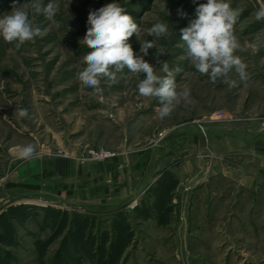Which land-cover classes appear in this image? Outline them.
Masks as SVG:
<instances>
[{"label": "rangeland", "instance_id": "374dc122", "mask_svg": "<svg viewBox=\"0 0 264 264\" xmlns=\"http://www.w3.org/2000/svg\"><path fill=\"white\" fill-rule=\"evenodd\" d=\"M33 2L0 0V15L19 6L41 28L19 48L0 38V210L20 208L0 220V264H264V20L255 18L264 0H229L239 13L233 31L240 47L234 54L246 64L247 79L233 69L215 81L195 69L180 37L195 16L193 0H119L140 28L129 38L134 51L155 39L145 59L161 75L167 62L177 90H190L164 118L159 98L139 94L143 73L125 67L114 79L102 77V93L78 77L89 51L79 42L89 12L112 0H51L56 7L51 19L36 12ZM48 2L39 0L42 7ZM156 22L167 23L168 32L149 35ZM20 108H27L28 116L20 117ZM162 130L167 134L156 142ZM225 140L227 154L216 152ZM165 141L188 151L175 166L188 163L205 175L210 166L228 164L231 177L240 179L237 172L258 182L240 192L237 181L219 174L193 199L161 194L165 209L154 212L147 197L137 207L127 200L72 203L65 191L52 196L54 186L35 171L54 159L89 161L85 151L91 146L117 155L124 145L146 149ZM29 142L34 155L18 158L17 148ZM175 183L169 176V186ZM173 201L190 214H171Z\"/></svg>", "mask_w": 264, "mask_h": 264}, {"label": "clouds", "instance_id": "9594fccd", "mask_svg": "<svg viewBox=\"0 0 264 264\" xmlns=\"http://www.w3.org/2000/svg\"><path fill=\"white\" fill-rule=\"evenodd\" d=\"M14 5L18 0H13ZM195 16L181 31V39L186 45V53L195 69L200 73L208 74L215 81L218 77L226 76L233 69L242 80L247 79L246 64L235 55L240 47L237 36L234 34V25L238 18V11L231 7L229 0H204L196 3ZM32 7L36 12H42L51 19L56 7L51 0L41 6L39 0H34ZM180 15L187 16L180 11ZM257 20H264V5L255 13ZM88 29L86 35L79 41L86 45L89 51L83 55L86 62L78 73L79 79L96 93H102V77L115 78L117 71L125 67L132 73H143L137 88L139 94L145 97L159 98V116L166 117L175 107L178 98H188L190 90H177L173 70L165 62L160 71H154V65L145 59L149 49L156 46L155 39L140 42L139 51H134L130 37L138 36V23L121 6L119 0H112L99 8H93L88 15ZM41 32V28L34 24L28 11L14 6L10 12L0 15V38L7 42H16L19 48L25 41H31ZM168 32V24L156 22L149 29L148 34L159 37ZM114 69V70H113ZM181 69L177 67L176 72ZM20 117L28 116L27 108L18 109ZM36 151L31 142L19 146L15 155L21 159L31 158Z\"/></svg>", "mask_w": 264, "mask_h": 264}, {"label": "crops", "instance_id": "0c3cea01", "mask_svg": "<svg viewBox=\"0 0 264 264\" xmlns=\"http://www.w3.org/2000/svg\"><path fill=\"white\" fill-rule=\"evenodd\" d=\"M191 137L194 142L200 140L199 133H194ZM224 139L228 140L227 137L222 138ZM226 140L222 145L215 147L216 152L227 154L230 145ZM181 152L182 150L172 148L166 141L159 146L146 149L124 145L114 158L108 160H89L79 163L74 159H54L47 167L40 163L35 171L39 172L42 182H48L54 186L56 190L51 193L52 196L59 195L57 191H61V194L65 191L70 195L72 203L116 205L127 200L130 203L134 201L137 207L141 201L145 202L144 197H147L148 207L150 206L154 212L157 208L165 209L159 203L162 201L161 194L185 193L187 199H193L198 191L211 186L219 174L237 181V190L240 192L243 187L246 190L254 188L258 182L254 178H249L248 175L237 172V177L240 179L231 177L227 173V170L231 173L228 164L219 167L210 166L205 175H203L204 169L198 171L194 165L188 163L175 166L178 159L188 157V151ZM194 174L198 176L197 179L196 175L193 176ZM169 176H173L176 180V183L171 186L168 184ZM172 204L171 214L179 215L182 212L184 215H189L191 212L190 209L182 211L181 204L174 201L168 203L169 207ZM171 221H168L167 225L171 222L174 226L176 223L177 231L182 229V223L177 220Z\"/></svg>", "mask_w": 264, "mask_h": 264}, {"label": "built area", "instance_id": "2783aa9c", "mask_svg": "<svg viewBox=\"0 0 264 264\" xmlns=\"http://www.w3.org/2000/svg\"><path fill=\"white\" fill-rule=\"evenodd\" d=\"M215 117H216L215 119H220L222 118V115H216ZM166 134H167V130L160 131L158 133L159 137L156 140V142L160 138L165 137ZM85 155L87 158L91 160H106V159L113 158L116 155V152L104 146H96V147L91 146L87 148V150L85 151Z\"/></svg>", "mask_w": 264, "mask_h": 264}, {"label": "trees", "instance_id": "16d2710c", "mask_svg": "<svg viewBox=\"0 0 264 264\" xmlns=\"http://www.w3.org/2000/svg\"><path fill=\"white\" fill-rule=\"evenodd\" d=\"M20 209L19 207H16V206H11L9 207V209L7 210H3L1 213H0V220H2L4 217H6V215L10 214V217H13L12 216V211L16 210V209ZM21 208H25V206H22ZM10 224V221L8 222ZM7 223V224H8ZM123 245H125L124 243H122L121 247H120V250L123 248Z\"/></svg>", "mask_w": 264, "mask_h": 264}, {"label": "water", "instance_id": "95a60500", "mask_svg": "<svg viewBox=\"0 0 264 264\" xmlns=\"http://www.w3.org/2000/svg\"><path fill=\"white\" fill-rule=\"evenodd\" d=\"M2 211H0V213H1Z\"/></svg>", "mask_w": 264, "mask_h": 264}]
</instances>
